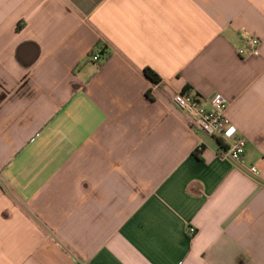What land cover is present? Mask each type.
<instances>
[{
	"label": "crops",
	"instance_id": "crops-1",
	"mask_svg": "<svg viewBox=\"0 0 264 264\" xmlns=\"http://www.w3.org/2000/svg\"><path fill=\"white\" fill-rule=\"evenodd\" d=\"M0 264H264V0H0Z\"/></svg>",
	"mask_w": 264,
	"mask_h": 264
},
{
	"label": "built area",
	"instance_id": "built-area-1",
	"mask_svg": "<svg viewBox=\"0 0 264 264\" xmlns=\"http://www.w3.org/2000/svg\"><path fill=\"white\" fill-rule=\"evenodd\" d=\"M247 46L254 55H260V40L258 38L248 39ZM107 57L108 53L101 48L90 54V58L96 63L103 62ZM173 101L179 109L188 115L192 129L204 131L224 142L226 148L221 154L223 158L232 159L255 176L260 175L256 165L245 163L247 141L245 138L235 135L237 128L227 115L229 102L224 96H218L210 104H207L202 97L192 93L178 92L174 95ZM195 231V228L190 229L191 234Z\"/></svg>",
	"mask_w": 264,
	"mask_h": 264
},
{
	"label": "trees",
	"instance_id": "trees-1",
	"mask_svg": "<svg viewBox=\"0 0 264 264\" xmlns=\"http://www.w3.org/2000/svg\"><path fill=\"white\" fill-rule=\"evenodd\" d=\"M20 27H21V25L18 26V29ZM145 73H146V76L149 77L150 79H152L154 82H159V77L160 76L154 70H152L151 68L145 69ZM187 92H189V91H187ZM217 140H218V143H219L220 147L224 148L225 147L224 142L221 139H219V138H217Z\"/></svg>",
	"mask_w": 264,
	"mask_h": 264
}]
</instances>
